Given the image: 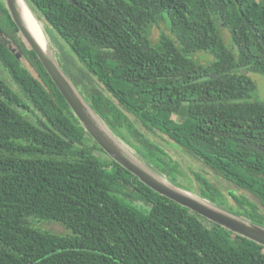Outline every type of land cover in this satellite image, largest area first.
Masks as SVG:
<instances>
[{
	"label": "trees",
	"instance_id": "16d2710c",
	"mask_svg": "<svg viewBox=\"0 0 264 264\" xmlns=\"http://www.w3.org/2000/svg\"><path fill=\"white\" fill-rule=\"evenodd\" d=\"M26 2L49 37L66 43L54 50L63 70L120 141L174 185L264 226L254 202L219 185L255 194L264 207V180L253 171L264 103L252 78L264 75V0ZM162 23L171 35L154 42ZM168 148L212 179L198 173L194 187L181 183ZM0 264H264V247L112 160L0 0Z\"/></svg>",
	"mask_w": 264,
	"mask_h": 264
},
{
	"label": "water",
	"instance_id": "95a60500",
	"mask_svg": "<svg viewBox=\"0 0 264 264\" xmlns=\"http://www.w3.org/2000/svg\"><path fill=\"white\" fill-rule=\"evenodd\" d=\"M4 2L23 38L39 58L81 126L112 160L161 196L176 202L180 206L242 238H246L264 247V226L253 223L243 216L233 214L226 209L210 203L197 194L174 185L166 176L154 170L132 149L120 141L96 114L63 70L61 63L51 48L48 39L49 35L44 24L40 23L41 19L34 14L26 0H23V2L33 17L39 22L48 42L50 53L42 48V45L28 29L18 5V0H4Z\"/></svg>",
	"mask_w": 264,
	"mask_h": 264
},
{
	"label": "rangeland",
	"instance_id": "374dc122",
	"mask_svg": "<svg viewBox=\"0 0 264 264\" xmlns=\"http://www.w3.org/2000/svg\"><path fill=\"white\" fill-rule=\"evenodd\" d=\"M40 23L44 24L45 29H47L46 25L43 21H40ZM52 33L54 34L53 37L55 39H53V40H56V42H55L56 44L53 45L54 41L49 36H48V39H49V42H50V45H51V48L53 49V51L56 49L59 50L58 49L59 46H62L63 48H65L67 50L66 43L64 41H62L60 39V37L54 31H52ZM162 33H166V34L171 35V32L169 31V29L167 28V26L164 23H162L159 27H154L152 29V37H151L152 40L154 42H157ZM225 40H226V43L229 42L228 36L225 37ZM21 60H22L23 64L26 67H28L30 69V71L35 74V76H37L35 71L30 67L29 63L23 58ZM210 60H212L211 56L206 54L204 59L201 60V63L205 64L207 61H210ZM252 78L258 86L257 80L255 79V76L252 75ZM259 82H260V80H259ZM262 83L263 84L259 83L260 85H259V88L257 90L256 97L260 102L264 103V80L262 81ZM168 151H169V153H172L174 155V158L178 162L179 168L183 171V175L178 176V180L181 183H183L184 185H189V186L192 185V187H194L196 185L195 184L196 183L195 175L198 173L203 175L205 178H207L209 180L212 179V174L207 169H205L196 159L189 156L188 154L183 152L181 149H179V148H177V149L168 148ZM219 185H220L221 190H223V191L226 188H230V189L236 190V193L238 196H245L247 198H251L249 193L237 189L233 184H230L224 180H222L221 183H219ZM34 224H35V226H37L41 229H44L46 231H49L51 233H55L58 235H67L68 234V231L59 223L35 222Z\"/></svg>",
	"mask_w": 264,
	"mask_h": 264
},
{
	"label": "flooded vegetation",
	"instance_id": "af4514ba",
	"mask_svg": "<svg viewBox=\"0 0 264 264\" xmlns=\"http://www.w3.org/2000/svg\"><path fill=\"white\" fill-rule=\"evenodd\" d=\"M253 76H255V79L257 80L258 86L256 88V93L257 90L259 88L260 84H263L262 81L264 80V75L261 74H252ZM260 80V82H259ZM260 83V84H259ZM263 103V102H262ZM254 165H253V171H254V175L255 176H259V180L260 178L262 180H264V145L262 144H254ZM251 198H249L252 202L255 203V207L253 208V210L258 211V213L264 217V207L260 204V201L258 199V197L255 194H250ZM259 216V217H261ZM262 222H264V220L262 219ZM259 225V224H258ZM262 226V224H260Z\"/></svg>",
	"mask_w": 264,
	"mask_h": 264
},
{
	"label": "bare ground",
	"instance_id": "6f19581e",
	"mask_svg": "<svg viewBox=\"0 0 264 264\" xmlns=\"http://www.w3.org/2000/svg\"><path fill=\"white\" fill-rule=\"evenodd\" d=\"M18 5H19L20 10L22 11V14L24 16L25 23L28 26V29L30 30L32 35L42 45V48H44V50H46L48 53H50L48 42L45 38V35L42 32V28H41L39 22L33 17V15L29 11V9L27 8V6L23 2V0H18Z\"/></svg>",
	"mask_w": 264,
	"mask_h": 264
}]
</instances>
